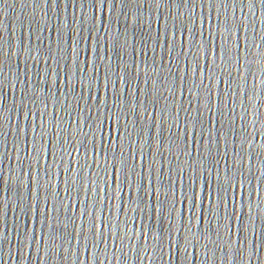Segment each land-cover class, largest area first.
<instances>
[{"label":"water","instance_id":"95a60500","mask_svg":"<svg viewBox=\"0 0 264 264\" xmlns=\"http://www.w3.org/2000/svg\"><path fill=\"white\" fill-rule=\"evenodd\" d=\"M0 264H264V0H0Z\"/></svg>","mask_w":264,"mask_h":264}]
</instances>
